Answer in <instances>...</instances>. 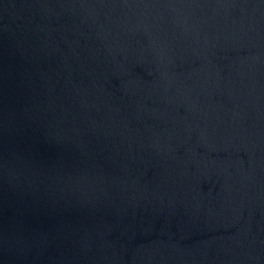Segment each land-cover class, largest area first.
<instances>
[{
  "label": "water",
  "instance_id": "obj_1",
  "mask_svg": "<svg viewBox=\"0 0 264 264\" xmlns=\"http://www.w3.org/2000/svg\"><path fill=\"white\" fill-rule=\"evenodd\" d=\"M0 264H264V0H0Z\"/></svg>",
  "mask_w": 264,
  "mask_h": 264
}]
</instances>
